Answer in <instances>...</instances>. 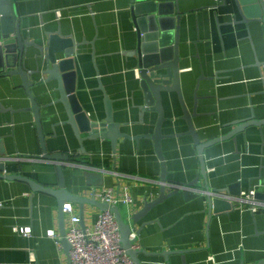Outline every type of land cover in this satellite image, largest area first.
Listing matches in <instances>:
<instances>
[{"label": "crops", "instance_id": "crops-1", "mask_svg": "<svg viewBox=\"0 0 264 264\" xmlns=\"http://www.w3.org/2000/svg\"><path fill=\"white\" fill-rule=\"evenodd\" d=\"M135 1L162 4L164 15L171 4L170 19L178 17L180 91L199 140L189 133L177 94L167 93L160 126L166 178L189 186L136 223L138 257L142 264H254L264 257V211L231 208L214 214L207 191L264 194V124H251L264 120L263 26L245 21L234 0ZM253 1L246 11H257ZM7 5L11 27L29 42L22 66L31 85L25 89L19 75H8L11 67H0V264H67L69 250L55 241L61 240L57 199L33 191L28 180L56 188L61 166L69 192L98 201L96 193L103 189L121 200L129 194L128 210L137 212L160 191L162 161L153 140L158 112L141 110L144 96L132 53L139 35L131 0H7ZM169 25L170 42L176 26ZM57 30L77 44L74 93L88 118L104 121L105 96L111 101L122 135L115 148L109 138L91 140L87 132L78 131L79 140L66 123L57 82L45 72L46 59L36 46ZM32 101L39 107L46 152L67 159L42 157ZM65 203L72 206L62 211L66 231L81 228L79 204ZM100 212L83 205L86 230Z\"/></svg>", "mask_w": 264, "mask_h": 264}, {"label": "water", "instance_id": "water-1", "mask_svg": "<svg viewBox=\"0 0 264 264\" xmlns=\"http://www.w3.org/2000/svg\"><path fill=\"white\" fill-rule=\"evenodd\" d=\"M131 2L133 21L139 35L137 47L134 51H132V53L133 55H136L138 59L136 69L137 77L139 79L140 89L144 96V103L141 110H155L158 112V119L153 140L156 152L162 161L159 195L154 200L146 202L137 212H130L127 204H125L124 208H122L121 204L110 206L108 203L98 201L95 198H83L69 192L66 189L61 166L56 168L59 179L56 188L44 186L30 180H28V183L33 191H41L52 195L57 199L59 230L61 234L60 242L64 245L65 249L69 250L70 245L65 238L66 229L64 223L65 216L62 212L63 205L65 202L79 204L81 219L80 226L81 229H85L82 220V207L84 204H91L101 211L108 210L113 214L118 225L122 248L134 264H142L138 257L140 251L134 247L137 237L130 239V233L132 231L138 233L139 231L135 228L136 223L154 206L161 203L166 197L178 191L171 190L166 186L169 182H167L166 167L160 150V139L162 137L160 133V126L165 119L163 99L167 93L175 92L177 94V97L183 107L184 117L188 122L189 133L193 136L195 143L199 144V140L192 126L191 116L184 107L180 91L178 67V17H176L175 20L172 18L170 19L169 16H173L172 13L174 10L171 4H169L170 6L167 14L164 15L161 10L162 4H155L152 2V6L149 7L150 3L147 2H137L135 0H131ZM234 2L245 16V21L262 24L264 34V7L261 0H254L253 3H257L258 6L257 11L249 9V12L248 10L246 11L245 8V5L250 3L249 0H234ZM166 16H168V18ZM12 18L13 15L11 5L10 7L7 5V0H0V67H11L12 70L8 73V75H19L23 81V86L25 89H28L31 82L28 78L29 73L26 68L22 66V61L26 56V48L29 46V42L22 38L19 28L11 27L10 22L13 20ZM169 21H171L172 26H176L173 41L170 42L168 40H170L171 37L165 35V30L170 28ZM140 26H143L144 28H140ZM10 34H14V37H10ZM31 45L36 44L32 43ZM75 45L77 44H75V41L71 38V36H64L59 30H57L48 35L44 44L36 46L40 52L39 57L42 56L46 59L47 68L45 69V72L49 74L51 79H54L57 82L56 89L59 93L57 101L64 105V109L67 114L66 123H69L73 127L78 139L82 140L78 131L87 132V138L91 140L109 138L115 148L118 137L122 135L118 130L117 123H115L112 119L110 99L105 96L107 115L104 121L101 122H92L76 99V95L74 93L75 71L72 59V55L75 52ZM15 47L17 49L14 50ZM16 57L17 62H15ZM32 111L35 115L37 132L41 143L42 157L51 160L67 159L66 156H63L60 153L48 154L46 152L38 114L39 107L34 103V101H32ZM251 124L263 125L264 120L252 121ZM201 147L202 145H199V148ZM3 171L4 164L3 162H0V175ZM204 174L205 171L202 168L201 175L205 177ZM5 177L9 179L20 178L18 175H6ZM185 186L188 187L189 185L187 184ZM207 192L208 207L210 212L216 214L233 208L232 204L228 200L215 195L218 191ZM231 195L239 196L240 194L236 192L233 194L231 193ZM256 198L264 200V194L257 193ZM163 255L166 257V252L163 253ZM254 264H264V257L256 261Z\"/></svg>", "mask_w": 264, "mask_h": 264}, {"label": "built area", "instance_id": "built-area-1", "mask_svg": "<svg viewBox=\"0 0 264 264\" xmlns=\"http://www.w3.org/2000/svg\"><path fill=\"white\" fill-rule=\"evenodd\" d=\"M261 2L264 7V0H261ZM56 15H59L58 11ZM261 78L264 79V69ZM166 186L171 190L185 191L188 189V187L182 184L168 183ZM215 195L228 200L232 204V207L236 209H248L252 213L260 210L264 211V201L256 198V191L254 189L242 192L239 196L220 192H216ZM96 196H98L100 201L106 202L110 206L120 203L127 204L131 200L129 194H126L122 200L114 197L110 189H103L96 193ZM71 210L72 206L70 203H65L62 207L63 212H70ZM71 220L77 222L79 218L72 216ZM22 232L23 234H28L24 229ZM135 237L136 233L132 231L130 239ZM65 238L70 245L69 261L67 264H134L121 246L117 222L113 214L108 210L98 214L92 229L86 230L71 227L66 231ZM55 241L61 246L60 239H56Z\"/></svg>", "mask_w": 264, "mask_h": 264}]
</instances>
